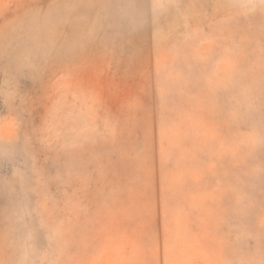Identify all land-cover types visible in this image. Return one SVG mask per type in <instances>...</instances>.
<instances>
[{"label":"rangeland","instance_id":"obj_1","mask_svg":"<svg viewBox=\"0 0 264 264\" xmlns=\"http://www.w3.org/2000/svg\"><path fill=\"white\" fill-rule=\"evenodd\" d=\"M0 264H264V0H0Z\"/></svg>","mask_w":264,"mask_h":264}]
</instances>
